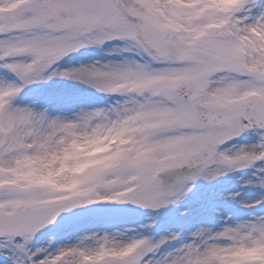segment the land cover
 <instances>
[{"label":"rangeland","instance_id":"rangeland-1","mask_svg":"<svg viewBox=\"0 0 264 264\" xmlns=\"http://www.w3.org/2000/svg\"><path fill=\"white\" fill-rule=\"evenodd\" d=\"M122 3L176 47L240 62L210 78L204 104L237 112L264 97V0ZM78 41L75 55L38 64ZM204 63L156 58L115 0H0V185L23 189L0 196V210L107 204L36 235L0 237V264H134V250L137 264H264V129L194 118L173 86ZM203 145L209 158L196 167Z\"/></svg>","mask_w":264,"mask_h":264},{"label":"water","instance_id":"water-1","mask_svg":"<svg viewBox=\"0 0 264 264\" xmlns=\"http://www.w3.org/2000/svg\"><path fill=\"white\" fill-rule=\"evenodd\" d=\"M119 3L120 0H117ZM126 17L134 28V35L150 51L158 57L172 55L182 57L188 54H204L209 59V65L199 76L185 80L175 86V92L188 98L194 105L195 116L198 119L211 125L219 126H239V127H264V100L250 99L243 103L239 114H233L232 109L226 106H205L199 100V94L206 83V79L214 72L226 68H239L237 62L233 60L220 59L219 57L206 54L196 47H190L187 50H176L167 40V34L161 28H158L148 22L146 19L126 13ZM80 45H73L67 48L45 54L40 60L41 64H46L56 57L70 55L75 52ZM205 154H201L199 162L205 160ZM1 193L21 194L16 188L4 187L0 189ZM84 210L76 203L56 204L40 208H22L20 206L11 213L0 212V235L13 233H36L49 225L56 224L65 220H71L78 217ZM138 258L136 257L135 260Z\"/></svg>","mask_w":264,"mask_h":264}]
</instances>
